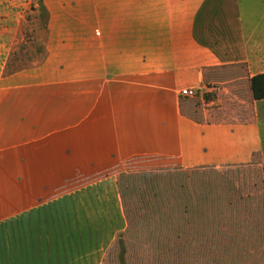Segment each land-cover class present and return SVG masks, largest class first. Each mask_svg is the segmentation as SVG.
Masks as SVG:
<instances>
[{
  "label": "crops",
  "instance_id": "crops-1",
  "mask_svg": "<svg viewBox=\"0 0 264 264\" xmlns=\"http://www.w3.org/2000/svg\"><path fill=\"white\" fill-rule=\"evenodd\" d=\"M262 72L264 0H0V234L101 177L125 227L142 171L196 168L215 227L264 252ZM17 229L0 264H49Z\"/></svg>",
  "mask_w": 264,
  "mask_h": 264
},
{
  "label": "rangeland",
  "instance_id": "rangeland-1",
  "mask_svg": "<svg viewBox=\"0 0 264 264\" xmlns=\"http://www.w3.org/2000/svg\"><path fill=\"white\" fill-rule=\"evenodd\" d=\"M212 176L211 171L196 168L142 171L128 198L140 206V213L125 227L117 215L113 178L86 181L80 198L73 187L34 211L33 223L5 226L0 247L12 248L13 232L30 227L38 235H52L48 246L58 250L53 264H264V252H243L245 248L239 247L237 230L215 227L207 205ZM38 235L35 244H41ZM78 248L86 252L77 255ZM39 257L37 262L45 263V257Z\"/></svg>",
  "mask_w": 264,
  "mask_h": 264
},
{
  "label": "trees",
  "instance_id": "trees-1",
  "mask_svg": "<svg viewBox=\"0 0 264 264\" xmlns=\"http://www.w3.org/2000/svg\"><path fill=\"white\" fill-rule=\"evenodd\" d=\"M249 87H250V91H251V95H252V97L253 98H255V99H257V98H262V97H264V72H262V73H256V74H254V75H252V76H250L249 77ZM117 215H118V213H117ZM118 217H119V215H118ZM119 221H120V219H119ZM121 223V222H120ZM67 235V237L69 236L70 237V235H71V233L70 232H67L66 233ZM80 247H82V246H80ZM2 247H0V249H1ZM10 248V247H9ZM94 248V247H93ZM96 248V247H95ZM49 250H50V253L48 254V256H47V260H48V262H49V264L50 263H54V256H55V254H56V252L58 251L57 249V251L55 250V249H52V248H49ZM79 250H81V251H79ZM10 251H11V253L10 254H12V248H10ZM84 252H86L83 248H78V250L76 251V253H77V255H83L84 254ZM72 253V252H71ZM74 253V252H73ZM12 256V255H11ZM39 256V255H38ZM45 256L44 255H41L39 258H44ZM12 259H13V257H11ZM9 259V260H12V259ZM7 259V258H6ZM8 260V259H7ZM13 261V260H12ZM39 262V261H38Z\"/></svg>",
  "mask_w": 264,
  "mask_h": 264
},
{
  "label": "built area",
  "instance_id": "built-area-1",
  "mask_svg": "<svg viewBox=\"0 0 264 264\" xmlns=\"http://www.w3.org/2000/svg\"><path fill=\"white\" fill-rule=\"evenodd\" d=\"M180 92L185 95H193L194 94V89L192 87H183L180 89Z\"/></svg>",
  "mask_w": 264,
  "mask_h": 264
}]
</instances>
